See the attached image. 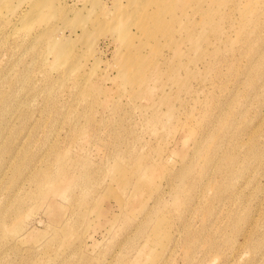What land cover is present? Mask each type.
Segmentation results:
<instances>
[{
	"label": "rangeland",
	"instance_id": "rangeland-1",
	"mask_svg": "<svg viewBox=\"0 0 264 264\" xmlns=\"http://www.w3.org/2000/svg\"><path fill=\"white\" fill-rule=\"evenodd\" d=\"M32 1L0 9V264H264V0H54L71 71Z\"/></svg>",
	"mask_w": 264,
	"mask_h": 264
},
{
	"label": "bare ground",
	"instance_id": "bare-ground-1",
	"mask_svg": "<svg viewBox=\"0 0 264 264\" xmlns=\"http://www.w3.org/2000/svg\"><path fill=\"white\" fill-rule=\"evenodd\" d=\"M16 1V4L14 3ZM27 0H0V9L8 8L9 11L17 10L18 5L22 4ZM33 2V1H32ZM18 3V5H17ZM4 6V7H3ZM30 9L26 11L19 19L18 23H20L21 28H18V23L14 24V29H22L25 32H30L32 27L37 23H42L44 26L41 31L37 35H34L32 38L34 42H37L41 45V47H45L49 52L47 55H53V63L54 67H57L64 63L67 66L68 70L71 71L77 61V57L75 55H70L69 53V45L62 42L60 38L56 36V27L58 19L66 20L68 15L64 14V10H67L68 7L66 5L61 6L60 8L55 5L54 0H40L34 4L31 3ZM115 6H117L115 4ZM47 9V11H46ZM10 20V17L6 18ZM117 32H122V25L119 27H114ZM84 31V30H83ZM91 49H94L91 48ZM134 63L128 57H123L122 62L119 65V73L123 77H128L132 71ZM156 225V224H155ZM151 234L149 235L150 240L152 241L155 237L162 241L169 239V234L160 229V225L153 226Z\"/></svg>",
	"mask_w": 264,
	"mask_h": 264
}]
</instances>
